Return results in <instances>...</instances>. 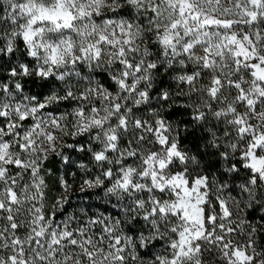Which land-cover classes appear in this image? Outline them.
I'll return each instance as SVG.
<instances>
[{
  "label": "snow or ice",
  "instance_id": "1",
  "mask_svg": "<svg viewBox=\"0 0 264 264\" xmlns=\"http://www.w3.org/2000/svg\"><path fill=\"white\" fill-rule=\"evenodd\" d=\"M0 264H264V0H0Z\"/></svg>",
  "mask_w": 264,
  "mask_h": 264
},
{
  "label": "trees",
  "instance_id": "2",
  "mask_svg": "<svg viewBox=\"0 0 264 264\" xmlns=\"http://www.w3.org/2000/svg\"><path fill=\"white\" fill-rule=\"evenodd\" d=\"M53 195H55V193H53ZM70 195H71L73 205H76L80 202V197L82 194L79 191L75 193H71Z\"/></svg>",
  "mask_w": 264,
  "mask_h": 264
}]
</instances>
